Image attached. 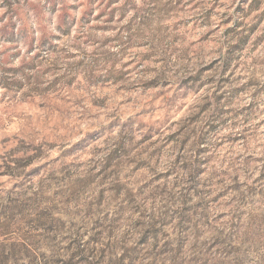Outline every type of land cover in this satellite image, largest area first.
Listing matches in <instances>:
<instances>
[{"label":"rangeland","instance_id":"374dc122","mask_svg":"<svg viewBox=\"0 0 264 264\" xmlns=\"http://www.w3.org/2000/svg\"><path fill=\"white\" fill-rule=\"evenodd\" d=\"M0 264H264V0H0Z\"/></svg>","mask_w":264,"mask_h":264}]
</instances>
